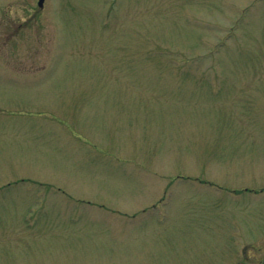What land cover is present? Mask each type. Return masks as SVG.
Returning <instances> with one entry per match:
<instances>
[{"label":"rangeland","instance_id":"obj_1","mask_svg":"<svg viewBox=\"0 0 264 264\" xmlns=\"http://www.w3.org/2000/svg\"><path fill=\"white\" fill-rule=\"evenodd\" d=\"M0 0V264H264V0Z\"/></svg>","mask_w":264,"mask_h":264},{"label":"water","instance_id":"obj_2","mask_svg":"<svg viewBox=\"0 0 264 264\" xmlns=\"http://www.w3.org/2000/svg\"><path fill=\"white\" fill-rule=\"evenodd\" d=\"M42 2H43V0H39V6H41L42 5Z\"/></svg>","mask_w":264,"mask_h":264}]
</instances>
